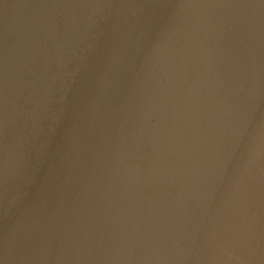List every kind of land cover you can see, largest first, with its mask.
<instances>
[{
  "label": "water",
  "instance_id": "1",
  "mask_svg": "<svg viewBox=\"0 0 264 264\" xmlns=\"http://www.w3.org/2000/svg\"><path fill=\"white\" fill-rule=\"evenodd\" d=\"M0 264H264V0H0Z\"/></svg>",
  "mask_w": 264,
  "mask_h": 264
}]
</instances>
